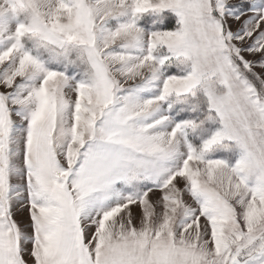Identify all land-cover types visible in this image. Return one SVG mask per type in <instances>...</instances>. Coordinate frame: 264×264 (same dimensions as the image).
I'll list each match as a JSON object with an SVG mask.
<instances>
[{
  "label": "snow or ice",
  "instance_id": "snow-or-ice-1",
  "mask_svg": "<svg viewBox=\"0 0 264 264\" xmlns=\"http://www.w3.org/2000/svg\"><path fill=\"white\" fill-rule=\"evenodd\" d=\"M0 264H264V0H0Z\"/></svg>",
  "mask_w": 264,
  "mask_h": 264
}]
</instances>
